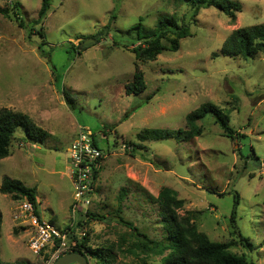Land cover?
<instances>
[{
  "label": "rangeland",
  "instance_id": "rangeland-1",
  "mask_svg": "<svg viewBox=\"0 0 264 264\" xmlns=\"http://www.w3.org/2000/svg\"><path fill=\"white\" fill-rule=\"evenodd\" d=\"M233 1L241 5L234 19L218 8H201L191 21V35L179 40L178 50L137 61L146 89L127 94L136 62L129 41L138 29L132 28L140 18L144 27L151 28L163 14L181 21L189 14V4L50 0L45 18L28 37L17 23L14 4L19 3L22 18L31 24L41 0H0V8L9 9V17L0 13V109L24 113L49 133L43 143H33L24 138L22 129L16 131L10 154L0 159V184L7 176L34 187L42 220L62 230L81 222L82 227L73 229L76 238L87 236L93 249L111 246L113 264H137L129 250L138 252L133 245L145 240L118 220L117 208L125 221L152 241L149 264H160L171 250L161 207L153 199L168 186L184 200L178 213L193 212L196 226L210 240L231 241V251L264 264V53L248 59L220 53L234 29L264 24V0ZM40 27L45 34L42 48L61 76L58 83L37 48L41 37L35 32ZM97 32L99 43L80 54L71 49L78 44V35ZM114 39L126 46L114 45ZM204 102L228 112L237 138L222 135L208 115L199 122L201 134L189 140H145L135 152L126 144L138 143L136 134L142 128H185V115ZM127 110L131 113L122 119ZM87 129L105 156L90 203L73 211L68 147ZM122 187L126 191L119 202ZM235 192L239 204L233 233L229 216ZM20 201L0 192V262L46 264L52 250L46 246L35 254L30 249L32 227ZM86 212L107 217L102 220ZM87 257L89 264H96L97 259L88 253Z\"/></svg>",
  "mask_w": 264,
  "mask_h": 264
},
{
  "label": "trees",
  "instance_id": "trees-1",
  "mask_svg": "<svg viewBox=\"0 0 264 264\" xmlns=\"http://www.w3.org/2000/svg\"><path fill=\"white\" fill-rule=\"evenodd\" d=\"M175 3H187L190 6L189 14L187 17H183L181 21H178L173 14H163L157 17V20L153 27L146 28L140 22L135 24L132 29H138L136 36L129 41L131 44V51L134 53L136 62L134 64V72L132 80L127 82L125 91L127 94L141 93L146 89V84L143 77V72L139 68L138 62L151 61L156 58L158 54L163 51H176L179 48V40L181 38L191 35L190 24L195 20L201 8L215 7L221 10L230 19H234V13L241 10L239 2L233 0H173ZM50 6V0H41V4L37 13V18L31 21V24H27L22 18L19 10V3H15L16 20L20 27L26 30L27 36L30 37L34 34V25L43 21ZM0 13L9 17L8 8H0ZM41 37V42L37 46L40 54L45 57L53 69L55 82H60L61 76L54 72V64L50 60L48 51L42 48L45 44V34L42 27L35 32ZM78 44L71 46V49L77 54H80L83 50L97 44L101 40V33L89 35H78ZM115 40V39H114ZM115 40L114 45L119 44ZM264 53V24L239 27L234 29L222 42L220 53L225 56H240L243 59H248L256 56L258 53ZM216 55V54H214ZM138 61V62H137ZM150 98V96H147ZM131 113L127 110L122 119H125ZM210 115L213 121L219 126L222 135L231 139L237 138L239 134L237 131L229 125L228 112L217 106L212 102H204L198 107L190 111L185 115V128H142L137 134L136 138L138 143L126 142L131 150L136 151L137 148L142 147L139 144L145 140H159L166 138H176L179 140H189L193 137L199 136L202 132V127L199 124L206 116ZM18 129H22L25 139L33 143H43L48 137L49 133L36 125L34 121L26 114L16 112L8 108L0 109V159L7 157L10 154L11 142L14 139V135ZM94 144V134L92 133ZM98 146V145H97ZM257 157V156H256ZM102 160V159H100ZM98 161V160H97ZM101 163V161H100ZM94 170L93 177L96 178L99 168ZM125 188L120 189L118 196L119 202L125 195ZM0 192L10 194L13 199H24L32 203L34 213L40 217L39 202L36 198V190L34 187L26 186L21 180L9 178L7 176L2 178L0 184ZM161 207L162 221L164 222L165 229L168 233V241L171 250L164 256H162V262L160 264H255L253 261L248 260L244 254H237L230 250L231 241L218 242L212 241L208 236L200 231L194 222V213L186 212L183 215L178 213V209L184 205V200L178 198L176 191L168 186H163L158 195L153 198ZM234 205L229 216L230 225L235 232V218L236 207L239 204L238 193L233 194ZM119 208H117L115 215L118 220L131 230L132 235H136L145 240H138L137 244L133 246L138 247V252L135 250H129L138 258L137 264H149L147 259L148 255L154 252L151 240H148L146 236L140 232H137V228L130 222L125 221L119 215ZM86 215L95 217L98 216L102 220L106 219V215H97L94 213L86 212ZM2 215L0 212V230H1ZM52 222V221H50ZM81 222L77 223V227H82ZM77 227H74L77 229ZM73 228V229H74ZM73 230L69 226L65 227V230ZM74 240L75 246H72L69 251H76L84 253L87 256L97 259L96 264H113L114 254L111 250V246L104 248H90L88 246L89 240L87 236H83L81 239H77L74 235L70 240ZM243 239V238H241ZM240 239V240H241ZM71 240V241H72ZM247 241V239H245ZM71 243V242H70ZM164 250L167 247L163 248ZM128 251V250H127ZM0 264H6L0 262ZM23 264V263H18Z\"/></svg>",
  "mask_w": 264,
  "mask_h": 264
},
{
  "label": "built area",
  "instance_id": "built-area-1",
  "mask_svg": "<svg viewBox=\"0 0 264 264\" xmlns=\"http://www.w3.org/2000/svg\"><path fill=\"white\" fill-rule=\"evenodd\" d=\"M68 174L74 190L73 211L83 210L90 203V193L94 188L93 173L98 169L100 159L105 153L94 144L90 130H81L68 147ZM98 160V161H97ZM21 212L28 218L32 230L28 237V245L33 253L38 254L46 246L52 250L46 264H52L57 258L67 253L75 241L70 240L75 233L72 230H62L50 221L42 220L34 213L32 203L26 198L19 204ZM80 235L84 232H80ZM71 242V243H70Z\"/></svg>",
  "mask_w": 264,
  "mask_h": 264
},
{
  "label": "water",
  "instance_id": "water-1",
  "mask_svg": "<svg viewBox=\"0 0 264 264\" xmlns=\"http://www.w3.org/2000/svg\"><path fill=\"white\" fill-rule=\"evenodd\" d=\"M89 264V259L84 253L69 251L59 258H57L52 264Z\"/></svg>",
  "mask_w": 264,
  "mask_h": 264
},
{
  "label": "flooded vegetation",
  "instance_id": "flooded-vegetation-1",
  "mask_svg": "<svg viewBox=\"0 0 264 264\" xmlns=\"http://www.w3.org/2000/svg\"><path fill=\"white\" fill-rule=\"evenodd\" d=\"M73 264H75V263H73Z\"/></svg>",
  "mask_w": 264,
  "mask_h": 264
}]
</instances>
